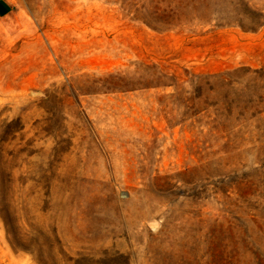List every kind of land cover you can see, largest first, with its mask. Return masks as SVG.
<instances>
[{
    "label": "rangeland",
    "instance_id": "374dc122",
    "mask_svg": "<svg viewBox=\"0 0 264 264\" xmlns=\"http://www.w3.org/2000/svg\"><path fill=\"white\" fill-rule=\"evenodd\" d=\"M0 3V264H264V0Z\"/></svg>",
    "mask_w": 264,
    "mask_h": 264
},
{
    "label": "trees",
    "instance_id": "16d2710c",
    "mask_svg": "<svg viewBox=\"0 0 264 264\" xmlns=\"http://www.w3.org/2000/svg\"><path fill=\"white\" fill-rule=\"evenodd\" d=\"M248 16L249 19L248 21L244 22H239V23H235L234 25L239 26L240 28H242L243 30H254L257 27L263 26V23L261 22L262 18L264 17V15H262V13L253 10L252 8L249 7L248 9ZM219 20V17H217L216 21ZM220 26L225 25H233L232 23H220L218 22Z\"/></svg>",
    "mask_w": 264,
    "mask_h": 264
},
{
    "label": "crops",
    "instance_id": "0c3cea01",
    "mask_svg": "<svg viewBox=\"0 0 264 264\" xmlns=\"http://www.w3.org/2000/svg\"><path fill=\"white\" fill-rule=\"evenodd\" d=\"M13 8L12 3H0V18L10 16L14 12Z\"/></svg>",
    "mask_w": 264,
    "mask_h": 264
}]
</instances>
